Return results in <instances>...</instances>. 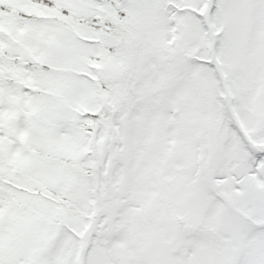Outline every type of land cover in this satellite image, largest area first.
<instances>
[{"label":"snow or ice","instance_id":"snow-or-ice-1","mask_svg":"<svg viewBox=\"0 0 264 264\" xmlns=\"http://www.w3.org/2000/svg\"><path fill=\"white\" fill-rule=\"evenodd\" d=\"M0 264H264V0H0Z\"/></svg>","mask_w":264,"mask_h":264}]
</instances>
